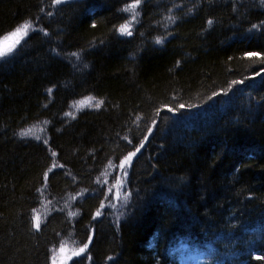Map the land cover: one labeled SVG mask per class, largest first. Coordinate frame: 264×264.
I'll list each match as a JSON object with an SVG mask.
<instances>
[{"label": "trees", "instance_id": "1", "mask_svg": "<svg viewBox=\"0 0 264 264\" xmlns=\"http://www.w3.org/2000/svg\"><path fill=\"white\" fill-rule=\"evenodd\" d=\"M130 2L0 0V264H264V2Z\"/></svg>", "mask_w": 264, "mask_h": 264}, {"label": "rangeland", "instance_id": "2", "mask_svg": "<svg viewBox=\"0 0 264 264\" xmlns=\"http://www.w3.org/2000/svg\"><path fill=\"white\" fill-rule=\"evenodd\" d=\"M54 1L56 4H60L62 2H67L70 0H61L60 3H57L56 0H54ZM130 1L131 2L128 4V7L135 5L134 11H130V14L136 15L134 13H135V11H137V7L139 8V3L137 4V2H134L133 0H130ZM123 26L128 27L127 23L124 24ZM32 29H34L33 26L31 29H29L27 31V34ZM14 31H12L11 33H13ZM11 33L0 38V50L11 47L13 44L15 45V47L13 48V50L11 52H9L8 54H6L3 57H0V60L11 55L12 52L14 51V49L19 45V43L27 36V34L22 35V38L19 40V43L17 44V43H15L17 37L10 36ZM4 37H9V38L5 40V39H3ZM101 104L102 103L100 102V100L93 98V97H85V98L79 99V100L75 101L73 104H71L70 110L66 113L65 117H67L69 119L74 118L81 111L98 109L101 106ZM35 131L38 132L37 128H30L26 132H28L27 135H30V134H36ZM30 136H33V135H30ZM125 161H126V158L122 161L123 163L120 164L119 169L123 168L124 170H126L125 167L130 162H125ZM42 188H43L42 189L43 191H40V193H39V194H41L40 205L32 213L33 226H34V229H36V230L39 229V227L41 226L43 221L46 219V217L50 213H52V211L54 210V208L52 206V202L47 199V196L45 193V189H46L45 184L43 185ZM63 200L65 202L63 207L67 208L69 206L70 198L66 197V198H63ZM37 225H39V227H37ZM73 242L74 241H71V240L70 241H68V240L64 241V243L60 247L53 250V253H52L53 256L51 259V264H69V262L72 260V258L77 256V253H79V254L82 253L80 251L82 248L77 247L76 245L73 244ZM184 248H185L184 245L177 243V245L175 247H173V249H172L174 254L177 256L178 264H196V260L194 259L193 256L185 254Z\"/></svg>", "mask_w": 264, "mask_h": 264}, {"label": "snow or ice", "instance_id": "3", "mask_svg": "<svg viewBox=\"0 0 264 264\" xmlns=\"http://www.w3.org/2000/svg\"><path fill=\"white\" fill-rule=\"evenodd\" d=\"M57 3H60L61 0H56ZM137 4L139 3V0H136ZM262 2H264V0H262ZM135 9V5H132L130 6L129 8L125 9L126 11H134ZM211 23V22H209ZM32 28V25L30 23H25L21 26H19L13 33L10 34V36H14V37H17L15 43H19V40L22 38V35H26L27 34V31L29 29ZM121 32H126L128 35H131V32L130 31H127V26H123L121 28ZM9 37H4L3 39H8ZM161 41H157V43H160ZM15 47V45L13 44L11 47H8L6 49H2L0 50V57H3L5 56L6 54H8L9 52H11L13 50V48ZM181 107H183V105H181ZM169 111H171V109H169ZM30 131V130H29ZM28 132H25V133H22L21 135H27ZM141 147H143V145H141ZM140 149L137 148L136 151L138 152ZM135 152L133 153H130L128 157H126V161L125 162H130L132 156H135ZM97 215H99V212L97 213ZM37 227H39V225H37ZM87 247V245H85V248ZM81 252L84 251V249L82 248L80 250ZM77 255H79V253H77Z\"/></svg>", "mask_w": 264, "mask_h": 264}]
</instances>
